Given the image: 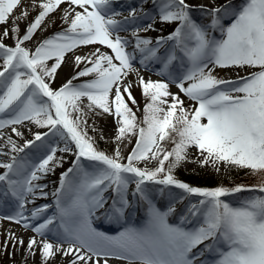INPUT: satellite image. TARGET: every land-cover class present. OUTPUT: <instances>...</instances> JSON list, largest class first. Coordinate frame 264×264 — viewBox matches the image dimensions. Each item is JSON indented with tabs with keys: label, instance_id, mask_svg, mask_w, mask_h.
<instances>
[{
	"label": "snow or ice",
	"instance_id": "6c2138e0",
	"mask_svg": "<svg viewBox=\"0 0 264 264\" xmlns=\"http://www.w3.org/2000/svg\"><path fill=\"white\" fill-rule=\"evenodd\" d=\"M63 4L66 27L34 50L24 46L55 22L44 23ZM30 6L35 14L21 32L28 9L17 14L21 0H0V149H7L0 151L7 157L0 161V220L31 233L25 243L6 231L3 247L22 246V264L37 252L39 264H264V175L251 186L211 188L174 175L193 148L202 167L264 174V0H31ZM157 23L175 26L155 42L139 34ZM88 45L105 50L76 54ZM69 53L77 68L85 66L54 88ZM245 67L256 70L235 79L214 74ZM140 68L158 78L145 79ZM133 75L147 99L144 126L126 103H136ZM85 100L95 115L115 117L116 142L135 136L126 157L119 143L109 155L88 136ZM26 122L45 131L29 128L31 139L20 145L3 135L10 129L22 137L17 126ZM166 139L170 149L162 146ZM26 149L35 150V162L20 156ZM58 153L74 157L71 166L59 174L51 205H37L49 195L38 181L64 163ZM140 209L143 224L126 226ZM94 217L123 230L98 231ZM205 254L212 259H201Z\"/></svg>",
	"mask_w": 264,
	"mask_h": 264
},
{
	"label": "rangeland",
	"instance_id": "374dc122",
	"mask_svg": "<svg viewBox=\"0 0 264 264\" xmlns=\"http://www.w3.org/2000/svg\"><path fill=\"white\" fill-rule=\"evenodd\" d=\"M125 2L127 3H135V0H125ZM188 3L190 4H198V3H209V0H187ZM31 0H21V7L18 8L16 10V13L18 14L19 11L22 8H27L29 15L27 17V19L25 21H21L20 22V29L21 32H23V29L26 26V23L28 21H30L33 17V15L35 14V10L31 8ZM67 7L66 4H63L60 6L59 9H57L55 12L51 13L49 15V17H46L45 19V24L48 23L49 20H55L54 23L50 24L48 27H46L43 31L41 30H37V32L34 34L33 39L30 42H25L26 47L34 50L35 45L41 41L44 38H47L49 36H51L52 34L61 31L63 28L66 27V25H64L61 20H60V16H61V9ZM148 7V6H146ZM126 14V12H125ZM194 15L197 17V19H199L200 14L198 12L194 13ZM174 24H156V26L154 27V29L156 28L157 30L154 31H149L147 33L141 32L139 33L141 36H147L148 38H150L152 41V35L155 32H165L167 30H170L173 27ZM4 26H0V31L3 30ZM121 35L124 36H128V33H121ZM154 42V41H153ZM5 44L11 45L13 44V41L10 39H5L4 40ZM96 48H100L102 51L105 50L104 46L102 45H88V46H82L81 48L76 49L77 54L78 55H87L90 52L94 51ZM80 50V51H79ZM82 50V51H81ZM129 51H131V49H129ZM69 55H72V53H69ZM67 56V57H68ZM67 57L65 58V61L67 59ZM72 64L71 67L68 71H63L62 75L59 76L58 72H57V76L56 79L54 81V83L52 84V87H59L60 84L62 82H64L66 79H68L70 77V75L74 74L76 71L82 69L85 65L82 62L81 65L79 66V68L76 67V65L74 64V56L72 59ZM54 61H49L48 64L49 66L53 63ZM63 66V65H62ZM136 67H139L138 61L137 63L134 65ZM157 65L154 64H150L149 68L155 69L157 68ZM62 68V67H61ZM256 69H249L248 67H245L243 70L241 69H226V70H222V69H216L214 74L217 75L220 78H230V72H239L241 73V76H245L249 71H253ZM59 71V70H58ZM149 73L152 76H154V79H157L158 77L155 75V71H146L143 68H140V73L141 75H143L144 73ZM92 77H81L79 78V80L75 81V83H83L86 82L87 80L91 79ZM236 78V77H235ZM235 78H231V79H235ZM129 79H131L133 81L132 83V88H131V94L134 97L136 103L132 104L131 101H127L126 103L128 104V106L132 109V111L135 113L136 117H137V123L140 126H144L142 124V120H143V116H144V112H143V105L145 103H147V99L141 94L139 87L137 86V84L135 83V76H130ZM172 87V86H171ZM171 90V88H170ZM173 92H178V90H171ZM181 98L185 101V106H189L190 102L187 100L186 97H183L182 94ZM125 99H126V94H125ZM87 101H84V105H82L83 108V112L85 113L84 115L81 116V119L86 120L87 121V134L88 136L93 137L94 142L96 144V142H100L101 146H103L104 150L101 149V151L106 152L107 154L111 155L116 146L117 143H119L120 145V150H121V154L123 156H127V154L131 151V148L135 145V136H128L127 138H125L123 141L121 142H116L115 141V135H116V119L113 116H109L107 114H104L102 116H97L95 115V113L90 112L87 107H86ZM97 111H99L97 109ZM75 115V114H74ZM206 122V121H204ZM27 123V122H26ZM19 126H17L18 128ZM93 129H95V131H93ZM19 130V128H18ZM31 131H45L44 129H36L35 126H33L31 128ZM23 133V132H22ZM3 135L5 137L11 135L12 139H14L16 141V143L18 145L23 144L24 139H29L31 138V133H23L22 137H17L14 133H12L10 131V129H4L3 130ZM172 136H174L175 134L172 133ZM0 143H2V141H0ZM162 146L165 148H171L172 147V141L171 139H166L165 141H162ZM62 146V145H61ZM97 147V145H96ZM106 150V151H105ZM0 151L3 152H7V149H0ZM35 150L34 149H27L25 150V152L20 153V156L22 158L27 157L30 161L31 158L34 157ZM59 155H63L64 156V163L60 166L55 168L54 171L49 172L46 176L43 177L42 180L38 181V183L40 184H44L46 185L45 191L48 192V196L45 198H41V203H48L51 205L52 203V196H51V189L52 186L55 182V179L58 175V173L66 166V163L68 162L69 158L71 157L70 154L67 153H58ZM199 158V151L197 149H190L189 150V157H188V161L185 162L184 164H182L181 167H179L178 169L175 170L174 175L176 176L177 179L181 180L182 182H186L188 183V177L194 174H202V175H206L209 179L211 178L212 180L214 179L215 181H217L218 183L216 184V186H225L233 183V181L230 180H226L227 178H229L230 176H233L235 174H240V172L242 170H246V169H240V168H236V167H229V168H225L223 165H220V171H216L215 168H213L212 166H201L198 162H196ZM7 159V157L5 155H0V161H5ZM143 166V165H141ZM248 170V169H247ZM261 175L264 174H260V175H255L256 179L258 178V180L261 178ZM253 176V174H252ZM251 176H248V179H250ZM255 177L254 179H250L252 181V185L257 184L258 180L256 181ZM225 180V182H223ZM202 187V185L200 186ZM177 193H179L181 190H175ZM105 198L108 199L110 197V193H105ZM228 199L229 202H234L232 201V199L226 198ZM110 202V201H109ZM195 202V201H193ZM39 205V204H37ZM29 208L32 207L31 204L28 205ZM5 210H0V213H2ZM49 214H51L49 212ZM146 219V214H145V209H140L138 212L133 213L128 220V224L126 226H135V227H139L143 224L144 220ZM99 224H101L100 226H98ZM7 225H16L14 223H10L9 221H4V220H0V228H4ZM17 226V225H16ZM93 226L97 228L98 231H103L105 232L107 235H116L119 231H122V227L120 226V224L114 223V222H108L106 221L103 217H94L93 218ZM106 227V228H104ZM3 241L4 239L0 242V264H14V263H9L8 262V257L10 256L9 253H11V255H13L14 252V246L11 245V243H9V245L7 246V248L5 249L3 247ZM198 247H202L198 246ZM194 251H196L194 249ZM201 259H209L211 260L212 257L208 256V254H205L204 257H201ZM22 264V263H21Z\"/></svg>",
	"mask_w": 264,
	"mask_h": 264
},
{
	"label": "bare ground",
	"instance_id": "6f19581e",
	"mask_svg": "<svg viewBox=\"0 0 264 264\" xmlns=\"http://www.w3.org/2000/svg\"><path fill=\"white\" fill-rule=\"evenodd\" d=\"M156 30V28H155ZM80 51V50H79ZM82 51V50H81ZM78 51H76V54H77ZM73 59V56L72 55H69L65 61V63L63 64L62 68L58 71V74L59 76L62 75V72L63 71H68L71 67V64H72V60ZM237 74H239L241 76V73L239 72H230V78H235L237 76ZM145 79H148V78H152L154 79L153 77H150L149 75H144ZM174 87H171V90H173ZM34 125H28L27 123L25 124V126H19V131L23 132V133H29V128H32ZM8 230H11L12 232L16 233L17 237L18 238H22L25 240V243H26V240L28 238L29 235H31L30 232H27L23 229H21L20 227L18 226H15V225H7L5 226L4 228H0V242L5 239V234H6V231ZM12 245V244H11ZM14 252H13V255L9 256L8 257V262L9 263H14V264H21L22 261H23V247L22 246H14ZM57 259L59 260V257H57ZM28 261H29V264H39V253L37 252L36 253V256L35 258L32 257V256H29L28 257ZM65 264H66V261H65ZM110 264H126V263H122V262H118V261H110Z\"/></svg>",
	"mask_w": 264,
	"mask_h": 264
},
{
	"label": "trees",
	"instance_id": "16d2710c",
	"mask_svg": "<svg viewBox=\"0 0 264 264\" xmlns=\"http://www.w3.org/2000/svg\"><path fill=\"white\" fill-rule=\"evenodd\" d=\"M97 148L99 150H104L103 146H101L100 142H96ZM106 151V150H105ZM248 176H251L250 179H256V176L253 175L252 176V172L251 170H242L240 172V174H235L233 176H230L229 178H227L226 180H230L233 181V183H230L228 185H226V187H233L236 185H245V186H251L252 181L250 179H248ZM188 184L192 185V186H196V187H200L202 185V187H216V184L218 183L217 181H215L214 179L212 180L211 178L209 179L206 175H202L200 174H194L188 177ZM258 180V178L256 179V181ZM225 182V180L223 181ZM254 185V184H253ZM237 195H248V193H244V194H237Z\"/></svg>",
	"mask_w": 264,
	"mask_h": 264
}]
</instances>
